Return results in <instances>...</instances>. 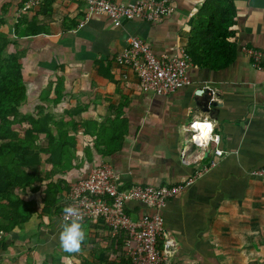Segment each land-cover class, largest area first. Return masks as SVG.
<instances>
[{
    "label": "crops",
    "instance_id": "0c3cea01",
    "mask_svg": "<svg viewBox=\"0 0 264 264\" xmlns=\"http://www.w3.org/2000/svg\"><path fill=\"white\" fill-rule=\"evenodd\" d=\"M10 1L0 0V11ZM205 1L169 0L176 10L163 22L127 20L115 27L106 16L86 18L83 3H74L64 12L54 0H44L33 9L40 14L37 17L43 33L22 38L21 50L32 64L43 63L39 65L44 76L39 81V102L57 76L67 86L56 110L62 117L55 122L62 127L54 126V132L62 130L74 138L70 144L71 164L63 174L55 171V183L70 188L86 178L101 160L111 164L126 187L181 183L196 170L181 162L180 152L187 139L185 128L195 120L211 119L222 136L225 156L162 211L166 233L174 242L173 257L164 264H264V177L252 175L254 170L264 168V71L253 68L242 51L243 47L264 50V0H232L237 9L233 27L237 34L235 60L218 66L212 56L210 66H204L191 59L189 84L173 94L143 92L135 72L116 62L128 47L129 38L147 42L157 56H175L180 49H188L195 15ZM16 6L5 17L10 23L16 21ZM207 88L218 93L217 120L198 110L195 98ZM67 117L70 122H66ZM78 119L74 128L71 122ZM85 121L90 123V133H85ZM115 129L118 135H124L123 144L104 156L96 149V134L105 133L109 140ZM109 146L114 149L117 145ZM100 148L104 150L103 145ZM195 153L196 148L191 146L190 155ZM212 157L211 153L202 164ZM49 165L50 160L44 158L32 172L42 176ZM66 192L60 195L65 200ZM22 196L35 202L38 212L21 230L0 234V264H68L61 258L62 222L55 214L56 208L44 213L43 190H26ZM127 207L133 219L153 214L140 203L129 202ZM43 216L48 224L38 225L32 234H23ZM83 225L86 238L110 232L99 221ZM98 247L109 248L105 242ZM107 254H101L103 261ZM66 258L74 264L67 254Z\"/></svg>",
    "mask_w": 264,
    "mask_h": 264
},
{
    "label": "trees",
    "instance_id": "16d2710c",
    "mask_svg": "<svg viewBox=\"0 0 264 264\" xmlns=\"http://www.w3.org/2000/svg\"><path fill=\"white\" fill-rule=\"evenodd\" d=\"M26 1L11 0L0 11V234L6 235L21 230L38 212L35 202L23 198V191L36 193L43 190L44 213L56 208L58 217L70 193L68 186L65 188L62 182H54L53 175L55 171L63 174L68 170L71 164L70 144L74 138L65 131L62 133V130L55 134L54 126L61 128L62 125L57 124L51 114L44 112L43 105H38L35 113L22 111L28 98L27 83L21 57L16 52H9L10 46L17 45L11 34L20 40L38 36L44 29L39 28L37 15L40 14L34 10L18 18L12 29L7 26L5 17L13 6L17 5L16 10H19ZM54 1L64 12H68L74 4ZM236 16L237 9L232 0H206L195 15L189 48L186 49L191 59L204 66H210L212 56L218 66L232 63L237 49V34L233 30ZM63 91V79L58 78L48 84L43 101L57 104ZM52 92H55L54 100L50 99ZM76 122H71L74 128L79 124ZM89 124L88 121L83 124L85 133H90ZM96 135V149L104 156L115 152L124 141V135H118L116 129L109 140L105 133ZM110 144L117 146L112 149ZM101 145L103 151H100ZM44 158L50 160L49 169L38 177L32 170L40 167ZM64 190L68 194L66 200L60 196ZM125 238L124 232L115 237L107 231L96 233L86 238L80 253L67 255L74 264H132L126 257ZM103 242L108 243V249L98 247ZM102 253H108L105 261L101 258Z\"/></svg>",
    "mask_w": 264,
    "mask_h": 264
},
{
    "label": "built area",
    "instance_id": "2783aa9c",
    "mask_svg": "<svg viewBox=\"0 0 264 264\" xmlns=\"http://www.w3.org/2000/svg\"><path fill=\"white\" fill-rule=\"evenodd\" d=\"M43 1L27 0L17 10L16 18L38 8ZM58 1L83 3L86 18L94 15L106 16L115 27H121L127 20L161 23L176 10L169 0H140L128 3L111 0ZM242 51L250 59L253 68L264 71V50L243 47ZM116 62L135 72L143 92L167 96L189 84L187 70L191 57L183 48L175 56H157L147 42L139 38H129L128 47L116 57ZM205 120L214 124L208 118L198 121ZM193 122L185 128L187 139L180 152L182 164L196 167L194 174L187 180L175 185L126 187L120 182L111 164L106 160H101L94 165L86 178L70 187L66 205L74 204L80 209L83 224L102 222L109 229L112 237L124 232L126 234L124 241L126 257L132 261V264H164L166 260L173 257L174 242L166 233V221L162 211L170 200L214 169L225 156L222 136L216 132L215 124L213 139L201 148L192 139L195 134L192 128ZM215 136L220 137L219 143L215 142ZM212 145L213 150H211ZM191 146L196 148V153L192 155H190ZM211 153L213 154L212 159L203 165L202 161L207 159ZM252 175L264 177V168L254 170ZM129 202L140 203L152 209L153 214H144L133 219L128 212ZM62 218L63 213L59 217L61 222Z\"/></svg>",
    "mask_w": 264,
    "mask_h": 264
},
{
    "label": "clouds",
    "instance_id": "9594fccd",
    "mask_svg": "<svg viewBox=\"0 0 264 264\" xmlns=\"http://www.w3.org/2000/svg\"><path fill=\"white\" fill-rule=\"evenodd\" d=\"M192 128L195 133L192 139L198 147L203 148L207 142L213 139L214 124L211 121H194ZM215 142H220L219 136H215ZM62 213L59 246L65 253H80L86 240L80 209L74 204H68L62 209Z\"/></svg>",
    "mask_w": 264,
    "mask_h": 264
},
{
    "label": "rangeland",
    "instance_id": "374dc122",
    "mask_svg": "<svg viewBox=\"0 0 264 264\" xmlns=\"http://www.w3.org/2000/svg\"><path fill=\"white\" fill-rule=\"evenodd\" d=\"M16 18V17H15ZM11 19V18H10ZM6 24L8 27L10 28H13L14 24H16V21H17V18H16V21L14 19H12L10 23V20L9 19H6ZM15 36H13L11 34V39L12 40H17V45H12L9 47V52H16L22 59V62H23V66H24V71H25V78H26V83H27V94L29 96V98H27V101L26 103L24 104L23 108H22V111L24 113H35L36 112V107L38 105H43L44 106V112L46 114H51L53 117H56L55 120H58L62 117V114L58 111H56L60 105H61V100L63 99L64 97V94H66V89H67V86H66V83L63 84V87H64V91H63V96H62V99L60 100V102H58L57 104H51V103H48L46 101H41L39 102L38 101V94L40 93V91L42 90V88L40 89V84H39V81L41 79L44 78L43 74L40 72L41 71V66L43 65V63H39V62H34V64H32L27 57L24 56V54L22 53V50H21V39H16V38H13ZM29 61V62H28ZM39 65H41L39 67ZM45 66H49V64H45ZM27 67L29 69H27ZM39 68V69H38ZM58 78H61L60 76H57L56 80ZM32 84V86L30 85ZM46 89V88H45ZM56 98L55 96V93L52 92L51 93V96H50V99L54 100ZM65 107L68 106V104H64ZM61 116V117H60ZM66 122H68L70 120V118H65ZM74 120H77V119H74ZM77 122H80V119H78ZM37 222V223H36ZM40 222V223H39ZM34 221L33 224H35L31 229H29L28 231H25L23 232V234H27V233H30L32 234V230L35 229L36 231L38 230V225L40 224H48V218H46L45 216H43L41 218L40 221ZM36 233V232H34ZM38 239V238H37ZM62 253H61V258H65L66 262L68 264H70V261L66 258V254L62 249H61Z\"/></svg>",
    "mask_w": 264,
    "mask_h": 264
},
{
    "label": "water",
    "instance_id": "95a60500",
    "mask_svg": "<svg viewBox=\"0 0 264 264\" xmlns=\"http://www.w3.org/2000/svg\"><path fill=\"white\" fill-rule=\"evenodd\" d=\"M216 98H218V93L212 88H207L195 98L198 104V110L209 114L210 117L215 120H217L219 116V102Z\"/></svg>",
    "mask_w": 264,
    "mask_h": 264
}]
</instances>
